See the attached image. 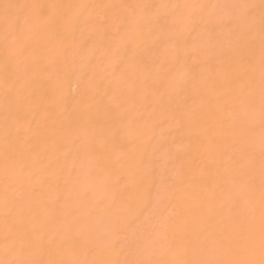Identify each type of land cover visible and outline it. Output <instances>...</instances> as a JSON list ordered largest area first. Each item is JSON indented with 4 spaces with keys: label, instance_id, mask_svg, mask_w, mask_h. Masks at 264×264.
Wrapping results in <instances>:
<instances>
[{
    "label": "bare ground",
    "instance_id": "6f19581e",
    "mask_svg": "<svg viewBox=\"0 0 264 264\" xmlns=\"http://www.w3.org/2000/svg\"><path fill=\"white\" fill-rule=\"evenodd\" d=\"M137 4L206 7L138 38ZM245 4L0 0V260L260 264V9L213 7Z\"/></svg>",
    "mask_w": 264,
    "mask_h": 264
},
{
    "label": "snow or ice",
    "instance_id": "6c2138e0",
    "mask_svg": "<svg viewBox=\"0 0 264 264\" xmlns=\"http://www.w3.org/2000/svg\"><path fill=\"white\" fill-rule=\"evenodd\" d=\"M15 7L14 5H5V16L4 23L6 27V31L11 30L14 22L9 17L7 13V9ZM35 7V6H34ZM55 7V6H52ZM115 7V6H108ZM132 11L129 13L127 17L122 19H118L114 21L118 24V30L127 31L129 27H134L137 37H141L143 35V19H151L153 21L158 22L159 16L153 14V8L159 7L161 9L171 8L174 10V14L178 19H182L184 17V13L188 9H204L205 5H195V4H161L159 6L151 5V4H137V5H129L126 6ZM213 7H221V8H242L246 10L245 17L243 19L247 20L248 18L254 19L255 10L257 7L260 9V94H259V116L261 123V138H260V155H261V189H260V210H259V218H260V229H259V246L261 252V260L260 264H264V0H260L259 6L257 5H218ZM137 10H139V15L137 14ZM41 17L47 18L48 22H51V17L48 15L46 10H41L38 13ZM106 19L104 23H108L110 18L105 14ZM27 23V21H26ZM251 31V27L249 28ZM15 52H19L20 54H24L25 49L22 47H18ZM14 52V54H15ZM255 104V98L253 95H249L247 105L248 108H251ZM249 165L252 164V159L250 158L248 161ZM251 203V201H249ZM5 206H8L7 196L5 197ZM248 228L245 232L238 234L233 238L230 242V247L240 250H252L255 246V235L253 231L254 225V216H250L248 222ZM30 247L26 245L25 248ZM24 248L21 249V256L14 260H0V264H65L64 261L59 260H36V259H27L23 258L22 254L24 252ZM14 252L15 249H12ZM186 255V250L183 248L175 249L176 258L170 261H163L161 264H246V262L239 261H223V260H191L184 259L183 256ZM71 264H145L144 261H112V260H94V261H73Z\"/></svg>",
    "mask_w": 264,
    "mask_h": 264
}]
</instances>
